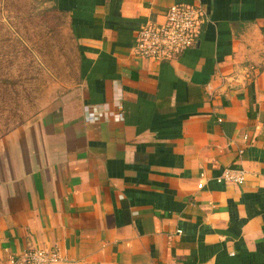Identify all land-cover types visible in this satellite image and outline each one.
Returning a JSON list of instances; mask_svg holds the SVG:
<instances>
[{
	"label": "crops",
	"instance_id": "crops-1",
	"mask_svg": "<svg viewBox=\"0 0 264 264\" xmlns=\"http://www.w3.org/2000/svg\"><path fill=\"white\" fill-rule=\"evenodd\" d=\"M180 5L206 14L196 43L139 58L138 28ZM55 6L79 81L0 139V264L29 249L61 264H264V0ZM116 91L124 121L88 123Z\"/></svg>",
	"mask_w": 264,
	"mask_h": 264
},
{
	"label": "rangeland",
	"instance_id": "rangeland-1",
	"mask_svg": "<svg viewBox=\"0 0 264 264\" xmlns=\"http://www.w3.org/2000/svg\"><path fill=\"white\" fill-rule=\"evenodd\" d=\"M78 78L77 44L49 0H0V139L57 106Z\"/></svg>",
	"mask_w": 264,
	"mask_h": 264
},
{
	"label": "built area",
	"instance_id": "built-area-1",
	"mask_svg": "<svg viewBox=\"0 0 264 264\" xmlns=\"http://www.w3.org/2000/svg\"><path fill=\"white\" fill-rule=\"evenodd\" d=\"M206 19L204 10L199 6H173L164 12V22L154 24L147 22L135 32V54L144 60L171 62L190 49L201 33ZM116 96L107 105L91 109L88 123L101 121L120 124L124 121V108L121 95ZM247 141V137L244 136ZM242 151L238 152L240 156ZM203 178V175L200 176ZM246 178L244 170L224 169L220 180L226 184L243 185ZM198 184V189L202 188ZM9 264H61L62 258L56 249H29L19 256L10 257Z\"/></svg>",
	"mask_w": 264,
	"mask_h": 264
},
{
	"label": "trees",
	"instance_id": "trees-1",
	"mask_svg": "<svg viewBox=\"0 0 264 264\" xmlns=\"http://www.w3.org/2000/svg\"><path fill=\"white\" fill-rule=\"evenodd\" d=\"M50 1V10L51 11H55V12H57L58 14H59V12H58V10H57V8H56V6H55V0H49Z\"/></svg>",
	"mask_w": 264,
	"mask_h": 264
}]
</instances>
